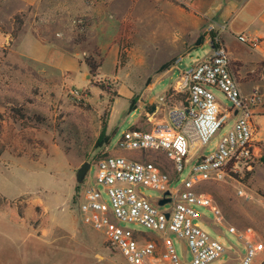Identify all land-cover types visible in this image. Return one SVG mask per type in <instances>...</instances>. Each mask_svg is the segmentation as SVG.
I'll return each mask as SVG.
<instances>
[{"label": "rangeland", "instance_id": "rangeland-1", "mask_svg": "<svg viewBox=\"0 0 264 264\" xmlns=\"http://www.w3.org/2000/svg\"><path fill=\"white\" fill-rule=\"evenodd\" d=\"M141 1H137L138 14L120 17L112 9L108 12L106 0H51L53 8L49 5L25 19L22 28L27 36L22 31L15 39L8 36L5 43L0 38V264H125L102 232L80 218L84 181L95 172L91 163L107 155L139 161L141 152L121 150L118 139L131 126L154 129L164 117L159 98L177 72L210 51L207 42L194 47L196 39L204 36L207 21L198 23L195 13L180 3L160 8L154 1L158 10H152ZM99 2L104 5L103 15L95 17L87 9ZM124 18L132 25L131 46L119 56L115 40L118 20ZM78 35L84 40L75 45ZM168 36L179 40L170 43ZM85 57L101 64L95 77L90 76ZM174 64L173 71L163 72ZM211 91L226 102L218 90ZM14 108L20 109L23 120ZM231 125L223 124L199 151L213 152ZM162 156L165 163L149 159L167 171L170 187L175 188L188 176L192 162L175 175ZM84 162L90 168L78 184L75 172ZM195 189L208 194L221 215L216 223L208 208L194 206L200 214L199 227L224 248L207 264H234L233 257L244 253L227 227L239 231L249 227L264 239V164L223 182H201ZM98 191L109 204L100 186ZM139 192L153 202L160 197L151 188L140 187ZM121 226L149 235V240L160 239L139 224ZM169 238L177 257L189 261L191 255L182 242L173 234ZM254 264H264V253Z\"/></svg>", "mask_w": 264, "mask_h": 264}, {"label": "built area", "instance_id": "built-area-1", "mask_svg": "<svg viewBox=\"0 0 264 264\" xmlns=\"http://www.w3.org/2000/svg\"><path fill=\"white\" fill-rule=\"evenodd\" d=\"M222 30L223 25L208 24L204 37L210 45L209 53L181 71L172 91L185 94V103L171 107L154 129L129 128L116 143L123 151L162 153L170 161L175 175L192 162L183 182L171 188L172 178L156 164L123 155H107L91 163L95 172L92 179L84 181L78 205L80 218L86 225L102 232L108 246L121 255L125 264H207L219 258L224 248L199 227L200 214L194 206L208 208L216 223L221 221L220 211L212 198L196 191L195 186L206 181L223 182L234 174L264 164V153L255 145L248 113L249 105L258 97L246 98L240 94L229 71L227 50L219 36ZM257 42L253 41V46ZM211 89L224 96L228 110L236 111L237 117L214 151L198 156L199 148L210 143L225 119L220 113V102ZM159 101L164 103L165 96ZM140 187L151 188L160 197L153 202L139 192ZM238 194L242 195V192L238 190ZM163 198L169 199L165 203L168 207L160 210L157 202ZM124 222L139 224L160 239H146L147 235L122 227ZM227 228L244 246V253L237 259L234 256L233 263L254 264L264 253V239L249 227L243 231ZM170 234L175 235L184 250L190 253L189 261L177 257Z\"/></svg>", "mask_w": 264, "mask_h": 264}, {"label": "crops", "instance_id": "crops-1", "mask_svg": "<svg viewBox=\"0 0 264 264\" xmlns=\"http://www.w3.org/2000/svg\"><path fill=\"white\" fill-rule=\"evenodd\" d=\"M50 1L51 0H0V38L3 39L2 43L8 41V36H11L9 32L11 34L13 29V17L15 15L20 14L23 20L19 34L23 31V37L27 36V31H24L22 28L26 23L25 19L29 15L32 16L41 13V11L46 9L49 5H52L50 8H53V4H50ZM106 1L107 10L112 9L113 14L116 16L124 17L127 14L132 15L134 11L136 12L135 15L138 14V0ZM154 1L157 2L160 8H170L173 7L172 4L176 5L180 3L183 7L195 13V19L198 23L204 20L212 25L224 26V30L219 31V36L223 46L227 50L229 71L237 83L239 92L246 98L252 95L258 97L253 104L249 105L248 113L254 131L253 139L255 145L264 153V0H142L141 4H144V6L148 4L152 10H158L153 4ZM184 4L190 5L191 8H187ZM91 5L92 7L87 9L92 11L91 15L95 17L103 15L102 11L104 5H101L100 2L96 5L93 3ZM94 8H96V10H94ZM49 13L50 10L47 9L45 14ZM123 22H126L125 18L118 20V35L121 31ZM6 26L9 27V29H6ZM72 33L74 34V29H72ZM118 35L116 36V43ZM173 36H168L169 38L167 40L170 43L179 40V38ZM255 40L258 42L253 46L252 42ZM204 42H207L205 38ZM1 46L0 43V47ZM192 48L193 47H191V49ZM178 60L180 61V58L177 59V61ZM176 66L177 64H174L163 72L173 71ZM180 73L181 71L177 72L176 79L170 84L166 91H172L180 78ZM219 102L220 113L225 115L224 124L226 122H231V124H233L237 117L236 111H229L227 102L223 103L220 100ZM159 104L163 106L161 110L164 111V117L159 118L158 121L165 118L171 107L179 106L182 103H174L169 106L166 104ZM156 109L159 110V107H156ZM256 124H259V127ZM200 149L202 148H199V150ZM199 150L197 152L198 156L204 155ZM148 236L149 235L146 237ZM157 246L160 248V244H157ZM241 255L242 254H236L235 258L237 259Z\"/></svg>", "mask_w": 264, "mask_h": 264}, {"label": "trees", "instance_id": "trees-1", "mask_svg": "<svg viewBox=\"0 0 264 264\" xmlns=\"http://www.w3.org/2000/svg\"><path fill=\"white\" fill-rule=\"evenodd\" d=\"M23 23V20L21 18V15L20 14H17L13 17V29L11 31V39H15L17 37V35L19 34V31L21 29V25ZM132 33V25L131 23H127V22H123L122 23V27H121V31L119 33V37L117 39V45H118V55H122V51L124 49H127L128 47L131 46L128 38L129 36L131 35ZM204 36H199L195 43H194V47L196 46H199L201 45L203 42H204ZM84 40V36L83 35H78V36H75L74 39H73V43L75 45L81 43L82 41ZM193 47V48H194ZM83 62L87 65L88 69H89V74L91 77H95V75H97V69L101 66V64H95V62H93L91 60L90 57H85L83 59ZM101 90L103 89L102 86H98ZM165 95V104L166 105H172L174 103H185V94H182V93H173L171 90H167L165 91L164 93ZM13 111L15 112V115H18L20 117V119H24V116L21 114L20 112V109H13ZM135 127L134 126H131L130 129H134ZM141 154H140V159L139 161L141 162H153L150 158H155L159 161H162V162H166V160H164L163 156H162V153L160 152H157V151H154L153 153H151L150 150H141L140 151ZM148 154H151V155H148ZM167 162L170 163L169 160H167ZM154 164H156L159 168H161V166H159L157 163L153 162ZM171 165V164H170ZM172 166V165H171ZM163 171L167 172L166 170L162 169ZM146 239H148V237H145Z\"/></svg>", "mask_w": 264, "mask_h": 264}, {"label": "water", "instance_id": "water-1", "mask_svg": "<svg viewBox=\"0 0 264 264\" xmlns=\"http://www.w3.org/2000/svg\"><path fill=\"white\" fill-rule=\"evenodd\" d=\"M90 168V163L88 162H84L75 172V180L78 184L82 183L86 173L88 172ZM168 192L165 193V195H167ZM169 202V199L168 198H163V199H160L158 202H157V205L158 206H162L164 205L165 203H168Z\"/></svg>", "mask_w": 264, "mask_h": 264}]
</instances>
